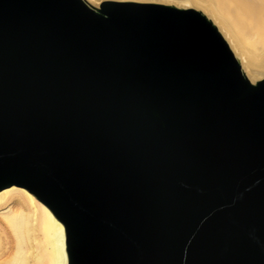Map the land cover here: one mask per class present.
<instances>
[{"label":"water","instance_id":"95a60500","mask_svg":"<svg viewBox=\"0 0 264 264\" xmlns=\"http://www.w3.org/2000/svg\"><path fill=\"white\" fill-rule=\"evenodd\" d=\"M0 0V189L68 264H264V82L194 9Z\"/></svg>","mask_w":264,"mask_h":264},{"label":"bare ground","instance_id":"6f19581e","mask_svg":"<svg viewBox=\"0 0 264 264\" xmlns=\"http://www.w3.org/2000/svg\"><path fill=\"white\" fill-rule=\"evenodd\" d=\"M101 13L107 0H82ZM196 10L221 36L251 93L264 82V0H110ZM0 264H68L65 227L23 186L0 189Z\"/></svg>","mask_w":264,"mask_h":264},{"label":"snow or ice","instance_id":"6c2138e0","mask_svg":"<svg viewBox=\"0 0 264 264\" xmlns=\"http://www.w3.org/2000/svg\"><path fill=\"white\" fill-rule=\"evenodd\" d=\"M93 2H96V0H93Z\"/></svg>","mask_w":264,"mask_h":264}]
</instances>
